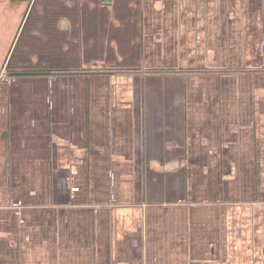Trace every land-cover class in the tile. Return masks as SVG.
Masks as SVG:
<instances>
[{
	"label": "crops",
	"instance_id": "crops-1",
	"mask_svg": "<svg viewBox=\"0 0 264 264\" xmlns=\"http://www.w3.org/2000/svg\"><path fill=\"white\" fill-rule=\"evenodd\" d=\"M50 5L0 0V264H264V0H140L139 70L10 77Z\"/></svg>",
	"mask_w": 264,
	"mask_h": 264
},
{
	"label": "trees",
	"instance_id": "trees-1",
	"mask_svg": "<svg viewBox=\"0 0 264 264\" xmlns=\"http://www.w3.org/2000/svg\"><path fill=\"white\" fill-rule=\"evenodd\" d=\"M53 1L54 6L45 8L44 20L48 24L45 31L49 35L46 40L29 32L39 19L37 7L32 8L6 65L10 77L139 70L142 45L140 0H86V4L71 9L64 6V0ZM64 16H70L75 27L74 33L71 27V38H68V28L56 27L57 20ZM64 46L68 49L63 50ZM98 60L107 62L109 67L86 66Z\"/></svg>",
	"mask_w": 264,
	"mask_h": 264
},
{
	"label": "rangeland",
	"instance_id": "rangeland-1",
	"mask_svg": "<svg viewBox=\"0 0 264 264\" xmlns=\"http://www.w3.org/2000/svg\"><path fill=\"white\" fill-rule=\"evenodd\" d=\"M20 11L21 10L19 9H10L6 7H3V8L0 7V63H1L2 58L3 60H5V58L7 57V54L9 50L11 49V45L14 41V36L15 34H17L18 28L21 26L23 15L21 16L19 14ZM16 23H19V24L16 25ZM15 27H17V29L14 32ZM18 212H19V209L17 213Z\"/></svg>",
	"mask_w": 264,
	"mask_h": 264
},
{
	"label": "built area",
	"instance_id": "built-area-1",
	"mask_svg": "<svg viewBox=\"0 0 264 264\" xmlns=\"http://www.w3.org/2000/svg\"><path fill=\"white\" fill-rule=\"evenodd\" d=\"M21 204H18L17 207L20 208ZM18 214H20V212H18Z\"/></svg>",
	"mask_w": 264,
	"mask_h": 264
}]
</instances>
